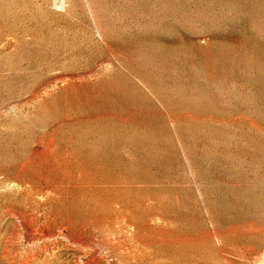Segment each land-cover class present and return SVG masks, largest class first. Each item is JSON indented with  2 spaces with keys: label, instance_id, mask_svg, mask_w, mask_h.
<instances>
[{
  "label": "rangeland",
  "instance_id": "rangeland-1",
  "mask_svg": "<svg viewBox=\"0 0 264 264\" xmlns=\"http://www.w3.org/2000/svg\"><path fill=\"white\" fill-rule=\"evenodd\" d=\"M0 264H264V0H0Z\"/></svg>",
  "mask_w": 264,
  "mask_h": 264
}]
</instances>
